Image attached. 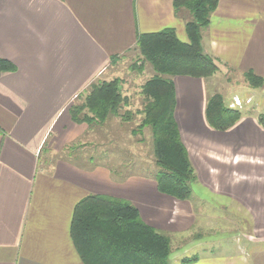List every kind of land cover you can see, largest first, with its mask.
Segmentation results:
<instances>
[{"label":"crops","instance_id":"obj_1","mask_svg":"<svg viewBox=\"0 0 264 264\" xmlns=\"http://www.w3.org/2000/svg\"><path fill=\"white\" fill-rule=\"evenodd\" d=\"M189 17L173 0H0V57L15 66L0 74V264H84L70 226L88 194L132 203L146 224L169 235L173 264L186 257H196L189 264H264V128L253 115L225 130L209 126L203 78H173L174 117L199 182L189 200L159 192L147 173L119 169L114 176L125 178L115 180L105 162L44 156L88 131L69 107L106 80L113 57L133 49L140 34L165 28L186 42ZM201 46L220 65L264 77V0H218ZM213 204L239 215L259 245L200 238L197 229L214 222L199 226L197 211Z\"/></svg>","mask_w":264,"mask_h":264},{"label":"trees","instance_id":"obj_2","mask_svg":"<svg viewBox=\"0 0 264 264\" xmlns=\"http://www.w3.org/2000/svg\"><path fill=\"white\" fill-rule=\"evenodd\" d=\"M217 3L218 0H173L175 11L184 9L190 16L185 22L187 41H181L174 29L165 28L140 34L133 47L153 70L141 85L145 102L139 111L142 117L136 130L146 126L151 130L152 152L160 168L152 175L158 191L180 200L191 198L192 184L197 177L174 117L173 78L208 79L218 70L215 59L204 53L201 46V30L207 26ZM114 60L116 57L111 61ZM14 70V64L0 57V74ZM244 76L254 87L264 82V77L252 69L245 71ZM127 103L119 78L96 81L89 85L77 104L69 107V113L76 123H102L109 115H118ZM124 114L130 116L129 111ZM242 117L239 109L225 104L220 93L207 95L205 118L212 128L228 129ZM256 119L264 128V113ZM114 174L115 180L125 178H116ZM70 235L84 264H173L169 259V235L146 224L138 209L121 198L88 194L79 200L74 207ZM195 258H183L179 264H189Z\"/></svg>","mask_w":264,"mask_h":264},{"label":"rangeland","instance_id":"obj_3","mask_svg":"<svg viewBox=\"0 0 264 264\" xmlns=\"http://www.w3.org/2000/svg\"><path fill=\"white\" fill-rule=\"evenodd\" d=\"M139 65H141L140 69H138ZM216 66L218 68L216 73L205 79L207 95L213 92L220 93L225 104L231 108L239 109L243 116L253 115L257 117L264 113V82L262 86L254 87L246 80L245 71L227 68L219 63H216ZM152 74L151 65L142 58L140 59L134 49L116 57V60L107 67L104 77H106L105 81L115 78H119L121 81L122 93L128 98V103L119 111V114H123V116L119 114L109 115L102 123L88 124V131L66 143L61 151L55 154L48 152L44 156L53 155L54 158L69 159L78 164L88 165L90 163V166L105 162L116 174L117 170L121 169L122 172H143L152 176L160 168L156 165L152 152L151 130L149 126L136 130L142 117L139 111L145 102L141 93V85ZM83 95L84 93L72 104H77ZM125 111H129L130 116H126ZM45 149L47 150V148ZM197 183L199 182L196 179L192 184V192ZM198 201L205 203L206 199ZM213 205L211 209H201L198 206L200 208V211H197L199 226L205 220L215 223L211 224L209 230L206 227H199L197 230L201 233L200 238L204 240L220 239L221 242L224 239L227 241V245L233 246V248L245 247V242L249 243L247 248L248 246H255L256 248L259 245V239L253 235L252 229L240 227L237 220L239 215L226 211V207L222 209L220 205ZM215 206L217 210L214 209ZM212 226L218 228L213 229ZM205 229L206 231H204ZM210 244L215 247L220 245V243L218 245L214 242ZM210 244H203L202 247L208 248ZM206 251L204 255H210L209 250Z\"/></svg>","mask_w":264,"mask_h":264}]
</instances>
